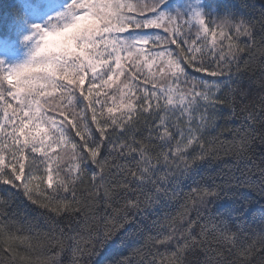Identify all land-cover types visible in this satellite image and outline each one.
<instances>
[{"label": "snow or ice", "instance_id": "6c2138e0", "mask_svg": "<svg viewBox=\"0 0 264 264\" xmlns=\"http://www.w3.org/2000/svg\"><path fill=\"white\" fill-rule=\"evenodd\" d=\"M9 8L0 10V184L22 189L33 204L43 197L40 206L57 213L78 211L77 182L88 164L103 173L106 143L136 160L135 170L120 173L138 190L151 185L157 199L166 194L168 177L155 175L161 157L165 166L180 158L185 172L204 159L201 154L192 164L184 161L193 145L203 147L202 105L222 103L216 95L220 83L204 77L231 79L230 66L244 51L237 38L254 37L253 24L221 15L210 0H10ZM186 28L195 29L194 40L185 38ZM142 118L153 121L149 140L154 134L169 145L159 156L151 155L149 145L112 141L135 132ZM181 118L186 131L178 126ZM191 192L201 202L215 195ZM126 206L139 208V201ZM103 235L108 239L111 232ZM220 238L232 246L241 239L227 224ZM253 247L240 250L244 261Z\"/></svg>", "mask_w": 264, "mask_h": 264}, {"label": "trees", "instance_id": "16d2710c", "mask_svg": "<svg viewBox=\"0 0 264 264\" xmlns=\"http://www.w3.org/2000/svg\"><path fill=\"white\" fill-rule=\"evenodd\" d=\"M210 3L221 15L230 13L253 24L254 37L237 38L244 51L230 66L231 79L204 77L220 83L216 95L222 103L204 107L207 124L198 132L203 147L193 145L184 161L192 164L201 154L204 159L185 172L180 158L165 166L161 157L155 175L168 179L163 184L166 194L157 199L151 185L141 192L135 181L121 175V169L135 170L133 156L106 143L100 158L103 173L88 164L82 182H77L73 208L78 211L57 213L52 206H40L46 202L43 197L33 204L22 189L0 184V264H264V0ZM9 4L0 0V10L10 13ZM184 31L186 39H195L194 28ZM205 56L212 59L207 49ZM152 124L142 118L135 132L113 136L112 141L149 145L151 155L159 156L169 145L154 134L149 140ZM178 126L187 129L183 118ZM171 130L178 139L176 129ZM125 182L131 187H122ZM192 188L215 195L201 202ZM129 200L139 201V208L126 206ZM224 224L241 237L235 246L220 238ZM105 232H111L108 239ZM249 245L254 246L252 255L244 261L240 250Z\"/></svg>", "mask_w": 264, "mask_h": 264}, {"label": "rangeland", "instance_id": "374dc122", "mask_svg": "<svg viewBox=\"0 0 264 264\" xmlns=\"http://www.w3.org/2000/svg\"><path fill=\"white\" fill-rule=\"evenodd\" d=\"M206 105H202V108H204ZM199 113L195 114V117L198 115ZM185 126L187 127V124L184 122ZM193 126V125H192Z\"/></svg>", "mask_w": 264, "mask_h": 264}]
</instances>
